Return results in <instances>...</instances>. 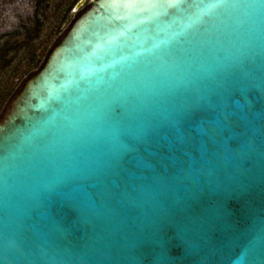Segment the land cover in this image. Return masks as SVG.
Listing matches in <instances>:
<instances>
[{
  "label": "water",
  "instance_id": "95a60500",
  "mask_svg": "<svg viewBox=\"0 0 264 264\" xmlns=\"http://www.w3.org/2000/svg\"><path fill=\"white\" fill-rule=\"evenodd\" d=\"M191 2L90 0L24 81L0 119V264H264V83L229 75L237 60L264 57V5L202 12ZM221 13L219 45L193 53L187 71L203 64L225 73L212 99L237 123L215 140L194 130L167 152L166 171L114 168V195L96 197L95 214L45 202L39 190L54 168L105 160L108 128L93 101L130 64L151 60L133 86L142 113L161 119L175 80L151 71L156 57Z\"/></svg>",
  "mask_w": 264,
  "mask_h": 264
},
{
  "label": "snow or ice",
  "instance_id": "6c2138e0",
  "mask_svg": "<svg viewBox=\"0 0 264 264\" xmlns=\"http://www.w3.org/2000/svg\"><path fill=\"white\" fill-rule=\"evenodd\" d=\"M264 5V0H259ZM224 7L232 10L250 11L256 8V0H216L214 4H204V0H192L189 7L206 11L208 8ZM207 22L202 30L192 33L177 45L164 49L157 57L159 65L151 69L155 75H164L175 80V90L166 99L168 109L161 119L152 121L143 113L145 98L133 86L142 83L145 71L149 70L151 60H145L142 67L135 62L130 64L124 74L125 79L115 88L109 84L108 89L94 100L98 103V117L108 128V139L101 147L105 156L103 163L93 161L80 167H60L53 169L54 179L44 184L39 190L43 200L53 206L62 203L65 207L78 209L81 213L95 214L96 197L106 199L112 196L110 186L114 187L113 169L126 171L130 166L136 169H149L160 165L167 170V152L182 145L195 130L201 139L207 137L215 140L217 135L232 124L237 123L232 117L235 113L227 111V105L216 103L212 97L219 95L218 85L226 78L225 73L196 64L193 53L202 50L204 45L219 37L215 29L221 18ZM221 50L222 47H221ZM225 55L216 61L219 66ZM180 70L182 75L174 72H161L160 69ZM231 75L234 82L241 78H256L264 83V57L257 64L255 60L247 63L237 60L233 64ZM261 111L264 114V95L260 97ZM7 164L4 170L7 171ZM7 178L5 177V183Z\"/></svg>",
  "mask_w": 264,
  "mask_h": 264
},
{
  "label": "rangeland",
  "instance_id": "374dc122",
  "mask_svg": "<svg viewBox=\"0 0 264 264\" xmlns=\"http://www.w3.org/2000/svg\"><path fill=\"white\" fill-rule=\"evenodd\" d=\"M0 0V43H16L0 63V119L24 81L44 62L72 21L90 5L84 0ZM36 14V15H35Z\"/></svg>",
  "mask_w": 264,
  "mask_h": 264
},
{
  "label": "trees",
  "instance_id": "16d2710c",
  "mask_svg": "<svg viewBox=\"0 0 264 264\" xmlns=\"http://www.w3.org/2000/svg\"><path fill=\"white\" fill-rule=\"evenodd\" d=\"M41 2V0H37ZM36 15V14H35ZM16 43L14 42L13 44L9 40H4L2 43H0V63L1 67L5 65V63L8 61L6 60L8 55L9 50L14 49L16 47Z\"/></svg>",
  "mask_w": 264,
  "mask_h": 264
}]
</instances>
